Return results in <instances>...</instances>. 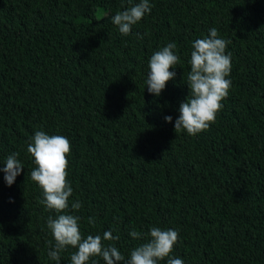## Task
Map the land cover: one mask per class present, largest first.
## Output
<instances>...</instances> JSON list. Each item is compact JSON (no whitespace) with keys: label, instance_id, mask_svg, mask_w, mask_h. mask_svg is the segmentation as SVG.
I'll use <instances>...</instances> for the list:
<instances>
[{"label":"trees","instance_id":"obj_1","mask_svg":"<svg viewBox=\"0 0 264 264\" xmlns=\"http://www.w3.org/2000/svg\"><path fill=\"white\" fill-rule=\"evenodd\" d=\"M149 2L124 36L112 18L129 0H0V264H57L47 218L58 214L40 203L27 151L41 130L71 142L68 211L82 202L72 214L85 238L111 231L120 239L104 243L127 259L147 240L129 233L159 226L179 231L184 264H264V0ZM213 27L231 40L229 95L208 130L177 134L192 43ZM170 42L180 62L157 97L148 64ZM16 152L24 170L8 186Z\"/></svg>","mask_w":264,"mask_h":264},{"label":"clouds","instance_id":"obj_2","mask_svg":"<svg viewBox=\"0 0 264 264\" xmlns=\"http://www.w3.org/2000/svg\"><path fill=\"white\" fill-rule=\"evenodd\" d=\"M254 2V0H253ZM126 10L118 11L112 18V23L118 26L119 32L127 36L131 34L133 26L137 25L146 14L151 13L153 7L149 0H140L132 4L129 0ZM231 40L219 37L218 30L213 27L204 38L196 39L192 43L190 54V71L187 74V85L190 93L186 101L181 102L179 116L175 120L174 130L186 132L190 136L206 131L216 122L218 113L223 109L222 101L228 97L232 81L231 53L226 52ZM174 42L168 43L153 53L149 60V73L146 80L150 94L159 97L169 81L175 79L176 73L170 71L175 68L180 57ZM168 123L173 122L172 116H165ZM27 145L28 153L34 158L36 167L31 171V179L43 190L40 203L49 211L54 210L58 215L48 216L47 227L51 231L55 244L49 241L48 256L59 264L61 253L69 246L77 251L71 255V264H98L95 257H102L105 264H161L167 258V264H184V261L172 255L179 242V231L162 229L152 226L148 233L131 231L129 235L134 239L147 236L146 242L135 247L129 258L112 243L104 241H118L119 235L113 236L111 231L103 235H82L80 229L81 217L72 214L82 208V202L69 200L73 195V187L68 180L69 155L71 142L66 136L49 135L45 131H36ZM19 153L7 156L2 171L8 186L14 184L24 166L18 159ZM88 223L94 225L95 218L89 217Z\"/></svg>","mask_w":264,"mask_h":264}]
</instances>
